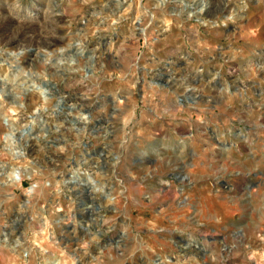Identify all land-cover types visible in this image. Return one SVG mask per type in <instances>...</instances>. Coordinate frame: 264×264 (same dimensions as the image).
I'll return each mask as SVG.
<instances>
[{
  "label": "rangeland",
  "instance_id": "1",
  "mask_svg": "<svg viewBox=\"0 0 264 264\" xmlns=\"http://www.w3.org/2000/svg\"><path fill=\"white\" fill-rule=\"evenodd\" d=\"M124 2L0 0V264H264V0Z\"/></svg>",
  "mask_w": 264,
  "mask_h": 264
},
{
  "label": "bare ground",
  "instance_id": "2",
  "mask_svg": "<svg viewBox=\"0 0 264 264\" xmlns=\"http://www.w3.org/2000/svg\"><path fill=\"white\" fill-rule=\"evenodd\" d=\"M42 2V1H41ZM62 2V1H61ZM127 2V0H125V2L124 3H126ZM194 2V1H193ZM196 2V1H195ZM47 4H48V2H47ZM236 4V3H235ZM229 6V5H228ZM33 7H34V5H33ZM195 8V7H194ZM67 10V9H66ZM119 10V9H118ZM187 10V9H186ZM200 11V10H199ZM65 12V11H64ZM183 15V14H182ZM188 15V14H187ZM47 16V15H46ZM189 16V15H188ZM64 20V19H63ZM66 20V19H65ZM54 25V24H53ZM27 33V32H26ZM16 34V33H15ZM23 36H24V33H21V31L19 30L18 32H17V35H16V38H23ZM71 38V37H70ZM26 41V40H25ZM48 43V42H47ZM83 44V43H82ZM81 44V45H82ZM69 46V45H68ZM76 46V45H75ZM47 51V50H46ZM49 53V52H48ZM77 53V52H76ZM64 54V53H63ZM59 56V55H58ZM50 62V61H49ZM55 63V62H54ZM14 68V67H13ZM262 71V70H261ZM20 73V72H19ZM13 74V73H12ZM20 76V75H19ZM26 77V76H25ZM24 77V78H25ZM33 77V76H32ZM23 78V77H22ZM175 78V77H174ZM26 79V78H25ZM1 80V79H0ZM7 80V79H6ZM48 81V80H47ZM176 81V80H175ZM21 82H23V81H21ZM83 83V82H82ZM180 83V82H179ZM166 84V83H165ZM167 85V84H166ZM34 86V85H33ZM171 86V85H170ZM177 86V85H176ZM181 87V86H180ZM34 88H36V87H34ZM38 88V87H37ZM176 88V87H175ZM174 88V89H175ZM183 89V88H182ZM171 90V89H170ZM173 90V89H172ZM199 90V89H198ZM174 91V90H173ZM186 91H188V90H186ZM176 92V91H175ZM40 93V92H39ZM42 93H44V91H42ZM41 94V93H40ZM191 94V93H190ZM6 95V94H5ZM192 96V95H191ZM195 97V96H194ZM193 97V98H194ZM198 97V96H197ZM11 102V101H10ZM23 109V108H22ZM42 109V108H41ZM40 113V111H36V115H37V113ZM1 113V112H0ZM4 116V115H3ZM89 116V115H88ZM78 117V116H77ZM11 121V120H10ZM71 122V121H70ZM74 122V121H73ZM80 122V121H79ZM73 125V124H72ZM17 127V126H16ZM19 129V128H18ZM80 129V128H79ZM7 135H5V137H6ZM6 144V143H5ZM2 145H3V143H2ZM24 149V148H23ZM21 156V155H20ZM24 157V156H23ZM16 161V160H15ZM14 167V166H13ZM22 173V172H21ZM93 175V174H92ZM26 176V175H25ZM30 176V175H29ZM26 177H28V175L26 176ZM95 177V176H94ZM96 178V177H95ZM29 179H30V177H29ZM86 180H88V183L90 182V188H93V189H95L96 187H98V184H96V181H95V179L92 177V176H90L89 174H88V176H87V179ZM97 180V179H96ZM80 184V183H79ZM83 186V185H82ZM79 187V186H78ZM101 187V186H100ZM99 187V188H100ZM85 188V187H84ZM88 188V187H87ZM92 189V190H93ZM96 190V189H95ZM95 190H93V191H95ZM90 199V198H89ZM91 200H93V199H91ZM90 203H91V201H90ZM89 210H91V209H89ZM97 211V210H96ZM102 225V224H101ZM104 225V224H103Z\"/></svg>",
  "mask_w": 264,
  "mask_h": 264
}]
</instances>
